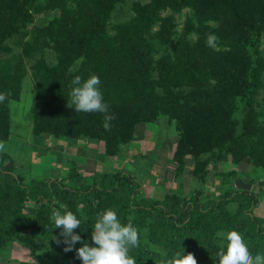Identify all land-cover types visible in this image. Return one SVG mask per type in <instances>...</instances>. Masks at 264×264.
<instances>
[{"label":"trees","instance_id":"obj_1","mask_svg":"<svg viewBox=\"0 0 264 264\" xmlns=\"http://www.w3.org/2000/svg\"><path fill=\"white\" fill-rule=\"evenodd\" d=\"M34 1L0 0V53L12 40L23 53L0 59V91L6 94L0 143L11 134L7 103L20 94L23 55L50 48L56 63L42 57L34 62L32 132L57 140L97 139L114 155L131 142L136 124L166 117L178 131L171 157L176 186L157 199L143 194L129 172L103 167L85 176L74 162L60 179L27 178L0 149V251L17 241L37 256L81 264L79 243L65 250L52 214L71 210L81 220L74 231L91 244L98 214L112 208L138 229V245L129 249L137 264H177L187 253L196 264H220L218 254L226 255L228 245L219 232L239 233L253 255L264 254V215L253 213L261 191L248 188L258 178L234 189L229 183L238 173L225 171L220 175L226 185L216 198L204 199L197 189L182 192L187 156L199 178L214 162L227 166L244 159L264 178V119L255 100L264 90V0H135L132 15L114 33L108 17L122 0H68L59 8L49 0L63 20L24 34L33 19L26 9L41 11ZM185 6L190 12L178 30L174 15ZM44 34L53 42H43ZM210 36L218 47L208 43ZM91 74L100 78L106 112H78L72 105L73 78ZM241 99L246 111L238 115Z\"/></svg>","mask_w":264,"mask_h":264},{"label":"rangeland","instance_id":"obj_2","mask_svg":"<svg viewBox=\"0 0 264 264\" xmlns=\"http://www.w3.org/2000/svg\"><path fill=\"white\" fill-rule=\"evenodd\" d=\"M67 1L55 0L54 5H57L58 8L60 5H69L70 2ZM133 1L135 0H122L111 10L107 27L110 33H114L132 15L133 11L131 6ZM34 3H37V8L41 9V11L34 13L33 7L26 9L27 14L31 15L33 19L24 25L22 30H26V32L22 33L27 34L36 26H49L57 18L60 19V22L63 20L61 13L57 9H50L47 6L52 5V1L35 0ZM189 12L190 7L185 6L174 15L178 30L184 26ZM55 27L57 28V26ZM54 35L52 34L51 36ZM42 41L53 42L47 34H44V40ZM212 44L218 47L215 42ZM7 45L9 47L6 52L0 53V55L2 54L0 59H7L11 55L15 56L19 52L23 54L20 45L14 40L8 41ZM260 50L264 54V34L261 36ZM40 57L49 65L57 62L56 53L50 48H44L41 52H34L33 57L23 55L21 64H23L25 71L21 77L20 94L17 98L9 99L7 103L11 134L6 141L0 143V146H2L0 149L9 155L10 163L17 173L27 178L38 176L60 179L64 174L69 172L70 166L74 162L73 166L77 168L76 170L85 176L100 171L103 167L111 171L123 170L129 172L136 176L142 183L143 194L145 193L157 199L163 198L165 194L164 188H175L176 182L174 181V173L172 170L174 167L171 164V157L177 142L178 131L176 130L175 123L169 121L166 117H161L155 122H140L136 124L131 142L124 145L120 149L119 154L114 155H108L105 152L103 142L97 139H82L78 141L61 139V141H66L65 144L67 146L65 149H57L56 145H54L57 139H54L50 135H35L32 132V112L34 90L36 88L34 62ZM12 59L14 61L15 58L13 57ZM255 100L256 109L264 115V90L258 92ZM239 108L238 115L240 112L243 113L246 111L244 99L240 100ZM260 115L264 119V116L262 114ZM75 153H77V158L72 157ZM78 154H84L87 157L89 156V158H78L80 157ZM50 158H52L51 163L54 162L52 164L53 167L52 170L48 169L49 171H46L43 169V165ZM46 166L49 168V165ZM191 170L192 161L187 156L185 159L184 173L182 174L184 181L182 192L187 193L190 189H197L200 190V194L204 199H210V196L216 198L223 190L226 184L222 182L223 180L220 175L222 172L236 171L238 173V176L231 179V183H229L234 189L247 187L250 179L258 178L256 183L250 182L248 188L261 191V197L255 204L253 213L257 216L264 215V178L261 177L262 173L259 169L256 172L255 167L252 166L249 159H244L238 164L229 163L227 166L221 162H214L204 174L203 178L194 176ZM258 174L259 177H257ZM228 207L234 210L235 204L230 203ZM221 233L225 236L231 234L219 232V234ZM221 243L223 242L221 241ZM159 251L162 252L161 249ZM37 254L39 255L33 254L28 247L21 245L17 241H12L0 251V264H67V261L62 257L56 255L44 256L42 252H37ZM35 255L37 258L33 257Z\"/></svg>","mask_w":264,"mask_h":264},{"label":"clouds","instance_id":"obj_3","mask_svg":"<svg viewBox=\"0 0 264 264\" xmlns=\"http://www.w3.org/2000/svg\"><path fill=\"white\" fill-rule=\"evenodd\" d=\"M214 40L215 37L210 36L208 43L212 44ZM100 84V78L95 74L85 79L79 75L73 78L70 96L76 111H107ZM5 96L6 94L0 91V101H3ZM106 119L110 120L111 116ZM107 126L105 123V127ZM51 219L54 227L60 229L66 251L79 243L75 251L81 264H137L136 258L129 255V249L138 245V229L131 221L122 222L116 210L107 208L98 214L91 230V244L86 242L79 232L74 231L80 229L81 220L71 210H57ZM218 235L226 240L228 245L226 255L223 250L218 254L220 264H264V254L253 255L239 233ZM177 264H196V260L191 253H187L177 260Z\"/></svg>","mask_w":264,"mask_h":264},{"label":"crops","instance_id":"obj_4","mask_svg":"<svg viewBox=\"0 0 264 264\" xmlns=\"http://www.w3.org/2000/svg\"><path fill=\"white\" fill-rule=\"evenodd\" d=\"M65 143H66V141H61V140L59 139V140H57V142H55L54 145H56V148H57V149H61V148H62V149H65L66 146H67ZM76 144L78 145V143H76ZM76 144H75V145H76ZM69 147H70V146H69ZM60 152H61V151H60ZM84 153H85V152H84ZM76 154H77V153L73 154L72 157H73V158H77V157H76ZM78 155H80V157H78V158H83V157H84V158H89V156L87 157V156H85L84 154H78ZM92 158H93V157H92ZM51 159H52V158H50L48 161H47V160L45 161L46 163H44V165H43V166H44V168H43L44 170H46V171H49L50 169L52 170V167H53L52 164H53L54 162L51 163ZM59 160H60V159H59ZM46 165H49V168H48ZM50 166H51V167H50ZM48 169H49V170H48Z\"/></svg>","mask_w":264,"mask_h":264}]
</instances>
